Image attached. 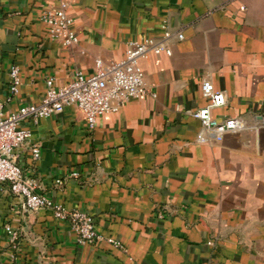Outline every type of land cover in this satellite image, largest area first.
I'll use <instances>...</instances> for the list:
<instances>
[{
  "label": "crops",
  "instance_id": "obj_1",
  "mask_svg": "<svg viewBox=\"0 0 264 264\" xmlns=\"http://www.w3.org/2000/svg\"><path fill=\"white\" fill-rule=\"evenodd\" d=\"M61 1L78 38L70 47L42 20ZM165 22L171 55L140 61L155 98L125 103L93 130L75 106L27 120L31 137L16 151L40 194L87 213L122 248L79 245L68 222L27 210L0 185V264H264V0H0L3 111L39 104L49 77L63 87L92 75L97 60H123L129 41L161 38ZM14 65L19 93L8 100ZM205 81L227 98L212 116L245 128L202 144L191 114L206 106Z\"/></svg>",
  "mask_w": 264,
  "mask_h": 264
},
{
  "label": "built area",
  "instance_id": "obj_2",
  "mask_svg": "<svg viewBox=\"0 0 264 264\" xmlns=\"http://www.w3.org/2000/svg\"><path fill=\"white\" fill-rule=\"evenodd\" d=\"M67 10L68 3L61 1L42 14L50 38L64 47H70L78 41L77 35L71 30L72 20ZM163 29L164 34L159 39L145 37L141 40L129 41L125 57L119 62L105 64L97 60L95 71L90 76L77 72L75 78L63 87L55 86V79L49 77L46 81V94L39 104L25 105L15 112L5 114L3 102L0 100V185L8 187L11 194L21 198L27 210H51L55 219L68 222L76 234L79 245L97 246L106 243L122 248L119 242L100 235L94 228L93 219L87 213L69 212L38 192L35 181L26 176L17 162L16 151L31 137L30 131L22 128V124L27 120L37 122L41 118H49L60 114L66 106H75L84 114L89 130H93L100 116L116 114L125 103L141 97L155 98L156 94L145 80L140 61L149 54L171 55L168 40L173 34L168 30L166 22L163 24ZM174 35L179 41L184 38L182 32H176ZM9 75L11 82L8 100H11L19 93L18 66H12ZM201 92L206 99V106L191 114L202 125V133L198 138L200 143L209 142L206 135L221 142L227 133H236L245 128L241 119L227 118L218 121L212 116L214 109L226 105L227 98L222 91L216 90L211 82L205 81L201 85ZM31 152L33 160H38L40 147L33 145ZM70 176L78 177L79 173L75 171ZM56 184L62 185V181L57 180ZM5 230L10 247L16 250L17 231L11 226H6ZM12 262L15 264L14 258Z\"/></svg>",
  "mask_w": 264,
  "mask_h": 264
}]
</instances>
